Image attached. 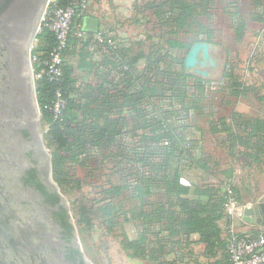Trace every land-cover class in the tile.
Returning a JSON list of instances; mask_svg holds the SVG:
<instances>
[{"label":"trees","instance_id":"1","mask_svg":"<svg viewBox=\"0 0 264 264\" xmlns=\"http://www.w3.org/2000/svg\"><path fill=\"white\" fill-rule=\"evenodd\" d=\"M137 2L135 9L147 17L152 34L119 45L100 60H94V53L84 50L76 65L73 56L77 40L73 39L58 81L41 74L57 42L54 33L42 28L38 33L41 42L33 51L37 96L42 121L48 125L44 137L52 151L53 179L61 183L60 170L68 160L89 166V161L97 157L99 169L107 163L111 173L121 176L117 182L108 178L98 186V194L103 195L100 211L110 229L133 222L138 228L136 238L130 239L125 232L117 236L127 240L134 250L130 257L147 259L151 264H176L182 263V250L188 247L192 233L201 234L206 255L212 252L216 235L221 233L217 218L224 216L222 186L196 185L192 192L191 186L181 181V166L185 163L199 168L221 185L226 183L225 178H232L233 168H223V160L209 149L202 128L193 118L197 112L207 114L204 103L212 91L237 89L226 73V80L208 91V79L188 73L185 68V54L191 47L199 41H211V8L215 0ZM56 4L66 5L68 0H57ZM249 16L264 25V11L251 12ZM240 19L243 31L246 22ZM144 44L149 48L142 54L145 64L139 68L141 55L135 50ZM85 48L89 43L81 47ZM120 65L129 69L115 81L111 70ZM102 66L110 68V72L102 71ZM57 90L67 99L59 117L54 113ZM251 121L255 126L246 129V136L235 134L225 116L211 120L208 130L218 137L222 147L228 148V156L240 154L238 147L244 141L256 144L253 146H257L258 153L259 146L264 145L259 126L262 121ZM191 131L199 132L200 138L189 137ZM104 175L107 174L101 177ZM124 191L127 199L115 204ZM205 264H228V256L224 262Z\"/></svg>","mask_w":264,"mask_h":264},{"label":"rangeland","instance_id":"2","mask_svg":"<svg viewBox=\"0 0 264 264\" xmlns=\"http://www.w3.org/2000/svg\"><path fill=\"white\" fill-rule=\"evenodd\" d=\"M235 1H238V4H234ZM253 1L215 0V4L212 2L213 32L211 41H199L208 44L206 55H204V47H201L200 53L195 57V65L189 67L204 71L206 75H199L194 70L190 73L208 79V81H224L226 80L225 74L228 73L237 89L236 92L212 91L204 103L207 114L197 112L193 118V122L197 121V124L202 128L203 138L209 149H213L216 157L223 160V168L227 170L233 168L234 170L233 181L228 185L230 192H227V199H231L236 205L243 201L244 205L246 203L255 205L258 199L264 195V145L259 146L260 150L257 153V146H253L256 144L248 143V145L244 141V144H240L238 147L240 154L237 153L236 157L228 156V148L219 144L218 137L209 132L208 126L211 120L225 116L232 124L235 134L246 136V129L251 125L255 126V122L251 121L253 119L262 121L259 126L261 133H264V25L257 21H250L245 23L243 31L239 26L240 18L249 17V13L254 10ZM261 1L264 6V0ZM258 11H261V8ZM140 25L142 30L148 28L146 25ZM106 27L99 25L98 30H104L103 28ZM238 28L239 30H237ZM131 30H134V26ZM40 31L41 29L38 33ZM139 32L141 31L139 30ZM141 38L144 39L145 36ZM40 42L37 34L32 48V63L33 51L39 47ZM148 48V44L136 47L135 51L141 55L137 67L144 66L145 59L142 54H145ZM189 51L185 54V59ZM80 54H78L76 64H79L82 58ZM34 78L36 80L35 69ZM47 128L48 125L43 122L44 133ZM251 148H256V150ZM189 168L191 167L184 163L181 166V172L184 170L188 173L189 180H194L197 174ZM60 173L61 183L58 184L54 181L66 199L76 235L86 259L92 264H151L147 259L130 257L129 255L134 250L130 248L127 240L123 241L122 237H117L120 233L125 232L130 239L136 238L137 232L135 234L133 222H127L123 226L110 229V224L106 223V219L100 211V207L103 205L99 201L103 195L98 194L100 182L107 181L108 178L117 182L121 176L111 173L107 168V163L105 167L99 169L97 157L89 161V166L76 160L65 161ZM103 174L107 175L101 177ZM241 190L244 191L243 201L240 198ZM127 197L128 194L124 191L114 202L116 204L121 200H126ZM220 215L218 216L221 218L217 219L222 220L221 222L226 225L236 222L234 211L226 212L225 216ZM222 237V232L216 235L213 249L218 260L223 257L224 239Z\"/></svg>","mask_w":264,"mask_h":264},{"label":"water","instance_id":"3","mask_svg":"<svg viewBox=\"0 0 264 264\" xmlns=\"http://www.w3.org/2000/svg\"><path fill=\"white\" fill-rule=\"evenodd\" d=\"M49 2L0 0V264H74L63 253L65 242L51 207L23 181L28 168H38L43 181L68 208L52 177V152L42 130L32 63L33 43ZM98 26L97 21L89 20L85 29L96 32ZM207 46L197 42L191 47L185 59L188 73L194 70L206 75L189 67L195 65L201 47L206 55ZM244 220L264 224V195L244 210ZM76 243L81 249L77 235ZM84 261L92 264L86 257Z\"/></svg>","mask_w":264,"mask_h":264},{"label":"built area","instance_id":"4","mask_svg":"<svg viewBox=\"0 0 264 264\" xmlns=\"http://www.w3.org/2000/svg\"><path fill=\"white\" fill-rule=\"evenodd\" d=\"M57 0H50L43 14L40 29L46 28L56 37V45L50 52L49 60L45 62L41 74H45L51 81H58L63 74L66 50L70 47L73 39L77 45L89 43L99 58L119 45H126L124 40H119L114 32L98 30L88 32L82 25V19L88 14L91 0H68L66 5H57ZM99 59V60H100ZM102 71L110 72V68L102 66ZM129 68L120 65L119 68L111 70V78L118 81L123 72ZM36 76V75H35ZM220 82L208 81V91L215 90ZM67 105V99L61 90L55 94L54 113L56 117L62 114ZM165 144H169L165 140ZM196 153V150L194 151ZM230 192V191H229ZM234 202L230 200L229 206ZM226 251L228 264H264V224L251 229H239L234 223L226 226Z\"/></svg>","mask_w":264,"mask_h":264},{"label":"crops","instance_id":"5","mask_svg":"<svg viewBox=\"0 0 264 264\" xmlns=\"http://www.w3.org/2000/svg\"><path fill=\"white\" fill-rule=\"evenodd\" d=\"M138 0H91L90 2V7L88 14L82 19V25L85 29L87 28V22L90 20H95L98 22V25L102 26H107L106 28H103L104 31H114V33L118 36L119 40H124L123 42L129 43L133 40H139L142 39L141 37L145 36L147 37L148 34H152V31L149 30L150 26L147 25V17L143 18L142 14H138L136 10H133L137 6ZM262 4L261 0H254L253 1V11L251 12H261L264 11V6ZM261 5V6H260ZM256 8V9H255ZM261 8V11H258V9ZM134 12V14H133ZM244 21L250 22L253 21L251 16L244 18ZM146 25L148 26L147 29L142 30L141 25ZM110 28H109V27ZM134 26V30L133 29ZM136 27V28H135ZM99 29V26L97 28V31ZM87 30V29H85ZM139 30L141 32H139ZM112 31V32H113ZM145 31V32H143ZM147 31V32H146ZM89 32V31H88ZM134 32V33H132ZM83 45L79 46L77 45L75 50H77L76 54L73 56V64L76 65V62L78 60V54L84 50L90 51L94 53L93 58L94 60H99L98 54L93 52L91 48H85L81 49ZM189 137L198 139L200 138V133L197 131H191L189 134ZM197 154L200 153V150L196 151ZM192 169V171L196 172L197 177L194 180H189L187 177V172L184 170L182 171V177L181 181L184 184L190 185L191 186V191H194V187L196 185H220L222 186V193L220 197H223L225 202H224V216L226 212L228 211H234L236 216V222H233L239 229H251L255 228L258 226L254 224L247 223L246 221L244 222V210L250 206H252L254 203H246L244 205V191L241 190L240 193V198L243 201V203H236L234 205L228 206V203L230 200L227 199V192L228 190V185L233 181V176L232 178H225L224 184L221 185L219 181L213 177H209L204 171H202L199 168H196L194 166H189ZM234 175V172H233ZM222 220L219 221V226L221 228V232L223 233L222 239H224V247L222 250L223 257H221L219 260L216 257V255L213 253L214 251L212 250L211 253L206 255V246L205 244L201 241V234L199 232H194L189 236L188 241L190 242L186 247L182 250L183 253V261L177 262L176 264H205L208 262H216V261H221L224 262L227 256V251H226V223L224 224L221 222ZM131 223V222H130ZM135 228V234L137 232V227L134 226Z\"/></svg>","mask_w":264,"mask_h":264},{"label":"flooded vegetation","instance_id":"6","mask_svg":"<svg viewBox=\"0 0 264 264\" xmlns=\"http://www.w3.org/2000/svg\"><path fill=\"white\" fill-rule=\"evenodd\" d=\"M33 152H29L32 158ZM35 161V160H33ZM23 181L33 187L41 197L42 201L51 207V215L59 224V234L63 242V253L66 258L74 264H86L81 249L76 243L75 227L72 222L67 206L62 202L58 193L51 190L43 181L38 168L30 167L26 170Z\"/></svg>","mask_w":264,"mask_h":264}]
</instances>
